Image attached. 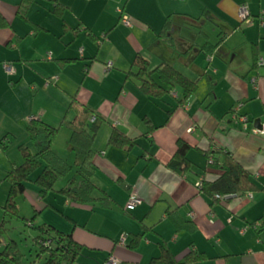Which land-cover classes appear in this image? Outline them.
Wrapping results in <instances>:
<instances>
[{
  "label": "crops",
  "instance_id": "0c3cea01",
  "mask_svg": "<svg viewBox=\"0 0 264 264\" xmlns=\"http://www.w3.org/2000/svg\"><path fill=\"white\" fill-rule=\"evenodd\" d=\"M244 1L249 21L239 16ZM20 3L0 0V87L11 92L0 95V115L16 118L22 127L32 118L59 127L53 149L71 164L73 99L104 118L92 162L95 197L106 200L75 204L52 191L47 202L41 201L31 180L24 195L33 208L49 207L68 219L39 224L98 250L90 264H105L110 254L123 264H148L160 255L161 245L178 261L190 250L207 256L189 264H264V190L212 203L196 186L223 173L207 168L204 155L221 150L264 187V133L254 131L260 129L257 118L264 123V0H34L25 16ZM57 5L65 8L62 16L53 12ZM124 15L131 26L122 23ZM138 55L150 69L167 62L199 78L197 90L181 104L178 87L162 98L146 96L134 75ZM109 61L113 66L107 69ZM115 129L136 144L110 143ZM11 132V127L0 129V138ZM179 139L192 146L191 173L183 175L167 166ZM31 143L26 137L20 145L34 151ZM22 162L10 158L12 167ZM131 192L141 202L129 211ZM174 209L196 229L177 230L168 215ZM122 233L130 242L137 234L143 237L133 249L117 243Z\"/></svg>",
  "mask_w": 264,
  "mask_h": 264
},
{
  "label": "trees",
  "instance_id": "16d2710c",
  "mask_svg": "<svg viewBox=\"0 0 264 264\" xmlns=\"http://www.w3.org/2000/svg\"><path fill=\"white\" fill-rule=\"evenodd\" d=\"M33 1L21 0L19 13L22 16H25L26 9ZM64 9L62 5H57L53 12L62 16ZM0 25H2L1 22ZM134 65L138 68L134 75L141 80L139 87L150 98H162L178 87L182 92L181 98L178 100L181 104L191 97L198 88L199 78H190L167 62L150 69L149 61L138 55ZM69 108L76 113L74 120L69 122L71 129L69 145L75 153V161L72 164L53 149L59 127L38 118H32L28 122L27 131L35 150L31 151L27 145L21 144L23 162L13 166L5 177L10 187L7 200L3 205L4 216L0 220V264H23L24 254L18 242L8 236L9 227L7 224L14 218L25 219L20 215L17 198L26 191L28 181H33L42 198L55 191L57 181L64 177L67 178L66 183L56 191L73 203L90 204L97 200L102 202L106 200V197H95L98 187L93 181L95 166L92 162L93 142L104 118L89 106L80 104L76 99H73ZM93 117L94 120H92ZM148 128V131L153 130L152 125ZM4 139L6 137L0 138L1 150H6L8 147L4 143ZM109 141L119 147L126 146L127 148L136 144L118 129L113 130ZM191 148L189 143L179 139L177 150L167 166L180 175L186 174L192 165L188 156ZM204 155L207 158V168L219 167L223 169V173L217 179L209 181L203 178L201 186H199L201 193L213 198L212 203L219 202L221 196L264 190V187H260L252 180V174L235 160L230 152L209 150L204 152ZM39 169V173L32 179V174ZM168 215L177 230L193 231L196 229V224L184 220L177 209L169 210ZM35 218L36 214L29 222ZM31 225L38 233L35 237L36 242L40 245L37 257L46 256L42 264H82L79 257L83 253L85 245L78 242L71 234H66L47 223ZM142 237L143 234L134 236L130 246L137 247ZM47 241L49 243L45 244ZM206 257L204 253L190 250L182 261H178L167 246L161 245L160 255L152 258L148 264H189L204 260Z\"/></svg>",
  "mask_w": 264,
  "mask_h": 264
},
{
  "label": "rangeland",
  "instance_id": "374dc122",
  "mask_svg": "<svg viewBox=\"0 0 264 264\" xmlns=\"http://www.w3.org/2000/svg\"><path fill=\"white\" fill-rule=\"evenodd\" d=\"M13 83L14 82L11 81V84H13ZM19 90H21V87H20V89H18V91ZM10 93L11 92H9L6 88L0 87V95L6 96ZM5 111H6V108H5ZM14 117H16V116H14ZM4 127H11L12 132L8 138L4 139V143H6L8 146L7 149L6 150L0 149V179H3V182H4L3 185L0 184V203L1 204L7 200L8 191H9V187H10L9 182L5 179V177H6L5 175L9 171V168L12 167V165L10 163V158L11 159H17L18 161H20V159L22 160L23 155H22V152L20 150V142L23 141L26 137H29V134L27 131V126L25 125V127H22L21 122L17 121L16 118H10V119L7 117L3 118V116L0 115V129L3 130ZM29 140H30V137H29ZM9 156H10V158H9ZM39 171H40V169L35 171L32 174L31 178L33 179L39 173ZM189 173H191V171H189ZM66 181H67V178H64V177L59 179V181H57V183L55 185V191H53V192H56V190H58L60 187H62L66 183ZM31 182L32 181H29L27 185L30 186L29 184ZM30 189H31L30 187L27 188L28 191H30ZM37 190H38V188H37ZM53 192H51V193H53ZM24 194H25V192L18 196L17 202L19 203L20 209H21L20 215L22 217H24L25 219L21 220V219L14 218L10 222H8V224H7V226L9 227L8 236L15 239L18 242V244H19V246H20V248L24 254L23 264H42L44 262V259L46 256L43 255L41 258L37 257V254L40 251V245H39V243L36 242L35 237L38 233L31 224L38 225L39 223H41V221L42 222L43 221H46V222L47 221H53L56 223H65V222H67L68 219H67L66 215H64V214H62V213H60V212H58L52 208H49V207L43 208L42 212L40 210L41 208L40 209L33 208L32 203L28 199L25 198ZM209 198L211 199V197H209ZM44 199L46 202L48 201L47 200L48 198H46V197L40 198L41 201H43ZM0 211L2 212V213H0V220H2L3 219L2 217L4 216L3 206L0 207ZM35 214H36L35 220H33L32 222H29ZM47 223H50V222H47ZM140 224L142 225V227L144 226L142 222ZM123 234L124 233H122L121 235H118L117 243H119V240L121 239ZM89 237L91 240L101 241L98 239L97 236H95L93 234H90ZM130 243L131 242L127 240L125 242V244H122V245L132 247V246H130ZM135 248L136 247H133V249H135ZM97 251L98 250H95V249L90 248L88 246L86 247V245H85V248L83 250V255L79 257V261H84L85 264H90V263L96 262L98 257H97V259H95V257L93 256L92 253L93 252L95 253ZM111 255L115 256L114 254H110L108 256V258ZM115 257H117V256H115ZM108 258H107L105 264H108ZM119 260H120V264H123L121 259H119Z\"/></svg>",
  "mask_w": 264,
  "mask_h": 264
},
{
  "label": "built area",
  "instance_id": "2783aa9c",
  "mask_svg": "<svg viewBox=\"0 0 264 264\" xmlns=\"http://www.w3.org/2000/svg\"><path fill=\"white\" fill-rule=\"evenodd\" d=\"M239 16L242 19V21H249L250 20L249 5L245 1L243 3H241V5L239 7ZM122 23L126 26H131V20H130L128 15H124L122 17ZM112 66H113V62H111V61H109L106 65L107 69L112 68ZM5 68L9 72H11V68L7 64H5ZM240 119L243 120L244 122H246V120H247L245 118V116H240ZM92 120H94V117L92 118ZM254 131H255V133H258V132L264 133V123L262 124L261 129H255ZM196 186H198V187L201 186V180L196 182ZM227 196H230V195L221 196V199L226 198ZM217 197H219V196H217ZM140 202H141V199L139 198V196L135 192H131L130 197H129V201L127 203V209H129V210L133 209ZM127 238H128L127 235L124 234L121 237V239L119 240V243L125 244V242L127 241ZM48 243H49V241L45 242V244H48ZM108 264H120V260L117 257L111 255L108 258Z\"/></svg>",
  "mask_w": 264,
  "mask_h": 264
},
{
  "label": "water",
  "instance_id": "95a60500",
  "mask_svg": "<svg viewBox=\"0 0 264 264\" xmlns=\"http://www.w3.org/2000/svg\"><path fill=\"white\" fill-rule=\"evenodd\" d=\"M255 126H258L260 129L262 128V122H261V119L260 118H257L255 120Z\"/></svg>",
  "mask_w": 264,
  "mask_h": 264
}]
</instances>
